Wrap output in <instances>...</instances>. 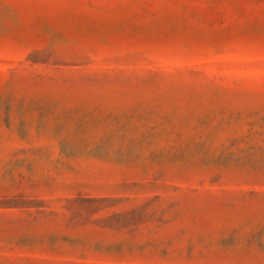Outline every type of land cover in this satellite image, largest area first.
Returning <instances> with one entry per match:
<instances>
[{
  "label": "rangeland",
  "instance_id": "1",
  "mask_svg": "<svg viewBox=\"0 0 264 264\" xmlns=\"http://www.w3.org/2000/svg\"><path fill=\"white\" fill-rule=\"evenodd\" d=\"M0 264H264V0H0Z\"/></svg>",
  "mask_w": 264,
  "mask_h": 264
}]
</instances>
